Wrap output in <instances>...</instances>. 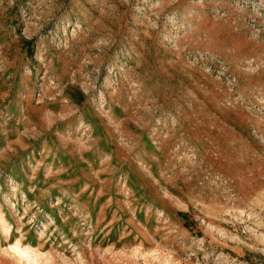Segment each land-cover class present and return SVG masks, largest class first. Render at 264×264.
I'll use <instances>...</instances> for the list:
<instances>
[{
    "label": "rangeland",
    "instance_id": "rangeland-1",
    "mask_svg": "<svg viewBox=\"0 0 264 264\" xmlns=\"http://www.w3.org/2000/svg\"><path fill=\"white\" fill-rule=\"evenodd\" d=\"M0 216V264H264V0H0Z\"/></svg>",
    "mask_w": 264,
    "mask_h": 264
},
{
    "label": "bare ground",
    "instance_id": "bare-ground-1",
    "mask_svg": "<svg viewBox=\"0 0 264 264\" xmlns=\"http://www.w3.org/2000/svg\"><path fill=\"white\" fill-rule=\"evenodd\" d=\"M168 142H169V141L163 142V143H162V146H163L164 148H166L165 146L168 145ZM0 224H1L2 228L4 229V231L8 234V233H9V229L6 227V222H5V220L2 218V216H0ZM12 249H13L16 253H18L20 256H22V257H23V256H24V257H27V256L30 255V251H29V249H24V248H22L21 245L18 244V243H17L16 245L12 246Z\"/></svg>",
    "mask_w": 264,
    "mask_h": 264
}]
</instances>
